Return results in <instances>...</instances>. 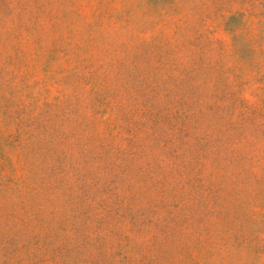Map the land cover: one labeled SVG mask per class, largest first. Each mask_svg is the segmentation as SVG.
Segmentation results:
<instances>
[{"label":"rangeland","instance_id":"374dc122","mask_svg":"<svg viewBox=\"0 0 264 264\" xmlns=\"http://www.w3.org/2000/svg\"><path fill=\"white\" fill-rule=\"evenodd\" d=\"M0 264H264V0H0Z\"/></svg>","mask_w":264,"mask_h":264}]
</instances>
